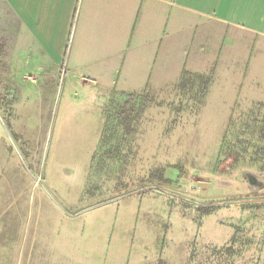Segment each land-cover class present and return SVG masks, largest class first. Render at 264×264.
<instances>
[{"label":"rangeland","instance_id":"1","mask_svg":"<svg viewBox=\"0 0 264 264\" xmlns=\"http://www.w3.org/2000/svg\"><path fill=\"white\" fill-rule=\"evenodd\" d=\"M7 15L0 0V264H264V185L244 176L264 183V104L207 103L210 75L106 100L26 77Z\"/></svg>","mask_w":264,"mask_h":264},{"label":"crops","instance_id":"2","mask_svg":"<svg viewBox=\"0 0 264 264\" xmlns=\"http://www.w3.org/2000/svg\"><path fill=\"white\" fill-rule=\"evenodd\" d=\"M2 2L26 77L64 73L106 100L173 91L186 72L210 75L207 103L220 87L231 102L264 104V0Z\"/></svg>","mask_w":264,"mask_h":264},{"label":"water","instance_id":"3","mask_svg":"<svg viewBox=\"0 0 264 264\" xmlns=\"http://www.w3.org/2000/svg\"><path fill=\"white\" fill-rule=\"evenodd\" d=\"M244 176L247 178L248 183L254 187H261L264 183L256 178V176L252 173L245 172Z\"/></svg>","mask_w":264,"mask_h":264},{"label":"trees","instance_id":"4","mask_svg":"<svg viewBox=\"0 0 264 264\" xmlns=\"http://www.w3.org/2000/svg\"><path fill=\"white\" fill-rule=\"evenodd\" d=\"M183 75L185 76V75H187V73L184 72ZM207 83H208L207 86H209V82H207ZM207 86H206V88H208ZM206 92H207V91H205V93H206ZM115 94H116V93L114 92L113 95H115ZM142 104H143V103H142ZM142 104L140 105V107H139V109H138V112H137L138 114H141V112H142V110H143V109H142V108H143Z\"/></svg>","mask_w":264,"mask_h":264}]
</instances>
